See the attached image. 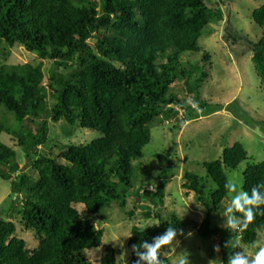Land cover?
<instances>
[{
	"label": "trees",
	"instance_id": "16d2710c",
	"mask_svg": "<svg viewBox=\"0 0 264 264\" xmlns=\"http://www.w3.org/2000/svg\"><path fill=\"white\" fill-rule=\"evenodd\" d=\"M219 1L0 0V50L20 45L52 62L49 86L42 63L0 66V110L6 114L0 117V136L15 139L37 172L35 180L24 173L11 176L18 173V155L0 141V178L13 183L21 206L20 223L39 242L28 249L15 236L17 225L1 217L0 264H97L87 251L102 246L104 230L96 227L91 215H100L110 205L124 209L134 195L164 204L165 185L148 196L142 194L145 186L134 191L139 181L134 163L150 144L157 119L182 114L175 119L176 129L186 121L185 113L193 119L198 111L173 92L176 83L185 82L197 107L208 105L200 90L210 76V53L204 52L200 66L180 57L200 52L206 28L224 19ZM252 20L264 26V5L253 11ZM89 40L96 41L94 47ZM73 61L78 64L76 71L67 78L62 70ZM252 61L264 79V47ZM62 120L101 137L88 145H56L57 156L53 150L39 149L48 141L49 123ZM30 124L32 129L27 127ZM248 160L245 147L235 143L223 150L219 160L203 164L206 179L194 172L183 176L182 188L192 192L205 210L194 230L203 239H217L221 264H227L233 251L223 247L232 236L251 248L258 232L264 231V215L259 211L242 232L232 234L212 224V216L229 195L224 188L226 171H235ZM166 176L163 171L165 184ZM243 180L246 191L264 181V162L248 163ZM79 204L87 216L78 212ZM145 216L150 219L151 212ZM157 218L159 225L132 228L127 243L130 264L137 259L132 245L142 240L151 243L169 225L177 231L189 225L176 215ZM162 250L160 258L170 264L162 258ZM106 251L108 264H118V251L109 246Z\"/></svg>",
	"mask_w": 264,
	"mask_h": 264
},
{
	"label": "rangeland",
	"instance_id": "374dc122",
	"mask_svg": "<svg viewBox=\"0 0 264 264\" xmlns=\"http://www.w3.org/2000/svg\"><path fill=\"white\" fill-rule=\"evenodd\" d=\"M263 5L264 0H220L219 7L223 11L224 19L211 23L206 28L199 41L200 52L180 57L184 62L189 61L200 66L204 52L210 53V76L200 90V96L208 105L197 107L193 97L187 94L185 82L175 84L173 92L181 99L192 101L191 104L198 111L194 113L193 119H190L189 112L185 113L186 121L176 129L173 126L175 119H181L182 114L175 118L162 116V119H157L151 130L150 144L143 149L140 158L134 163L136 176L139 177L134 191L145 186L142 194L148 196L157 187L165 185L164 204H155L149 197L142 199L134 195L128 198L124 209L110 205L100 215H91L96 227L104 230L102 246L87 251L91 261L108 264L106 248L109 246L118 251V264H130L132 253L127 243L132 228L157 225V216L168 220L176 215L186 220L189 225L178 230L176 240L163 248L162 258H168L170 264H178L179 259L184 256H188L190 264H209L210 260H217L214 264H221V252L214 251V245L218 244L217 239H203L194 230L203 221L205 210L192 192L182 188L183 176L187 172H194L206 179L207 173L203 164L219 160L223 150L235 143H241L245 147L249 160L243 162L235 171L227 170L228 179L236 180L243 188V173L247 164L264 162V79L257 75L252 61L255 52L264 47V26L253 22L252 13ZM95 43V40L88 41L91 47ZM28 63L43 64L45 85L49 86L52 69L50 60H41L37 54L28 52L20 45L0 50V66ZM77 65V61L71 62L69 68L62 70V74L71 78ZM2 114L6 115L0 110V117ZM49 126L48 141L43 147H39L45 152H50L59 144L88 145L101 137L95 131L81 129L77 125L71 126L65 120L57 123L51 121ZM27 127L32 129L34 125ZM0 141L14 149L18 155V173L11 176L24 173L35 180L37 172L17 141L4 133L0 136ZM53 152L57 156L56 150ZM157 154L162 156L156 157ZM61 162L66 164L65 160ZM1 169L3 172L8 171V168ZM163 171L168 172L166 184L162 177ZM146 182L150 183L145 184ZM17 199L18 194L13 183L0 178V218L10 219L17 225L15 236L23 239L31 250L39 242L35 233L26 231L20 223L18 210L21 206L16 203ZM228 201L229 195L212 216L213 226L222 228V218L218 213L223 212ZM76 209L82 216L88 215L84 205H76ZM148 212H151L150 219L145 216ZM130 213L133 215L130 216ZM181 231L182 235L179 234ZM257 241L264 242V231L258 232ZM248 250L255 251L249 247Z\"/></svg>",
	"mask_w": 264,
	"mask_h": 264
},
{
	"label": "clouds",
	"instance_id": "9594fccd",
	"mask_svg": "<svg viewBox=\"0 0 264 264\" xmlns=\"http://www.w3.org/2000/svg\"><path fill=\"white\" fill-rule=\"evenodd\" d=\"M224 188L229 194V201L223 212L218 213L222 218V228L232 234L242 232L248 224L254 221L258 211L264 215V207H262L264 206V181L253 185L250 191H246L236 180L229 178L226 180ZM237 213L240 215L238 216ZM145 229L142 230L145 231ZM179 234L182 235V231ZM177 235V229L169 225L165 232L153 237L151 243L142 240L139 244L132 245V251L137 257L135 264H165V261L160 258V250L175 241ZM223 247L233 249L228 253L227 264H264V242L253 241L250 247L255 251L249 252L248 247L242 246L240 241L234 240L232 236L224 243ZM238 248L242 251H235ZM220 249L219 244L214 245L215 252L219 253ZM215 261L217 260H210L209 264H214ZM178 264H190L188 256L179 259Z\"/></svg>",
	"mask_w": 264,
	"mask_h": 264
}]
</instances>
